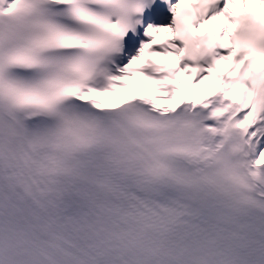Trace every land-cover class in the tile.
Instances as JSON below:
<instances>
[{"label":"snow or ice","instance_id":"obj_1","mask_svg":"<svg viewBox=\"0 0 264 264\" xmlns=\"http://www.w3.org/2000/svg\"><path fill=\"white\" fill-rule=\"evenodd\" d=\"M0 264H264V0H0Z\"/></svg>","mask_w":264,"mask_h":264},{"label":"bare ground","instance_id":"obj_2","mask_svg":"<svg viewBox=\"0 0 264 264\" xmlns=\"http://www.w3.org/2000/svg\"><path fill=\"white\" fill-rule=\"evenodd\" d=\"M217 23V18L213 17L211 20L207 21L206 23H204L200 29V32H203L205 28H210L213 27L215 24ZM228 28L230 29V24H228ZM231 30V29H230ZM226 42V41H225ZM158 59L160 60H167V59H171V57H159ZM221 62V63H220ZM220 63V64H219ZM219 65H221V70H226V68L223 67L224 62L223 61H219Z\"/></svg>","mask_w":264,"mask_h":264}]
</instances>
